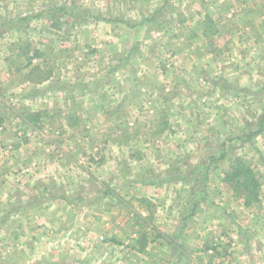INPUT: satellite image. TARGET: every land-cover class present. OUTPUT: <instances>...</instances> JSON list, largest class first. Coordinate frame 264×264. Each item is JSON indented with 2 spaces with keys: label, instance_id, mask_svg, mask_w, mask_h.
<instances>
[{
  "label": "crops",
  "instance_id": "obj_1",
  "mask_svg": "<svg viewBox=\"0 0 264 264\" xmlns=\"http://www.w3.org/2000/svg\"><path fill=\"white\" fill-rule=\"evenodd\" d=\"M61 1L0 0V264H226L229 258L233 264H264V199L259 194L248 205L245 200L220 197L218 192L199 200L191 195L190 184L167 185L170 181L165 182L162 170L156 178L147 179L151 173L147 164L136 167L134 178L125 176V168L118 170L124 146L117 141L124 140V134L117 129L127 119L122 110L130 104L147 107L139 98L144 96L143 86H137L134 104L128 86L101 88L88 82L85 96L103 95L105 111L99 114L103 108L97 101L93 106L107 124L104 135L85 134L89 140L85 144L95 143L91 148L80 144L74 132L60 140L57 132L49 136L41 131L50 124L54 105L63 109L69 102L67 93L82 95L79 84L59 80L60 70L49 68L48 45H67L66 51H76L95 43L98 30L107 26L105 16L112 6L109 0ZM251 1L213 6V14H203L204 24L200 21L206 25L200 34L203 40H221L217 49H208L204 56L239 63L236 70H226L232 76L229 80L249 74L254 64L264 65V0ZM218 7L224 14H219ZM62 17L64 22H59ZM67 23L77 29L69 33L71 37L63 31ZM107 34L103 43H121L115 33L107 30ZM188 43L192 49L194 45ZM98 55L95 51L93 57ZM110 57L115 60L113 54ZM119 72L128 78L129 72ZM252 87L249 91L254 93ZM111 90L118 96H109ZM180 103L186 109L193 102ZM116 109L121 110L120 116ZM88 119L89 125L93 120ZM181 121L167 125L192 124L188 118ZM180 136L181 143L188 141L185 132ZM145 141L149 139H143L142 148L149 146ZM100 148L104 164L95 169L88 159ZM79 150L82 153L77 156ZM216 154L209 156L216 158ZM220 182L217 187L223 186ZM256 204L262 208L256 210Z\"/></svg>",
  "mask_w": 264,
  "mask_h": 264
},
{
  "label": "rangeland",
  "instance_id": "obj_2",
  "mask_svg": "<svg viewBox=\"0 0 264 264\" xmlns=\"http://www.w3.org/2000/svg\"><path fill=\"white\" fill-rule=\"evenodd\" d=\"M49 1L51 4L62 3L61 0ZM109 1L112 3L111 11L105 16L108 23L98 30L95 43L91 42L88 47L79 46L76 51H66L67 45H48L47 50H51V53L46 58L48 62H52L49 68L60 70L59 80L79 84L82 95L70 97L67 93L69 102L63 104V109H57L58 106L54 105L48 118L50 124L42 126L41 131L50 134L49 136H52V132H57L60 140L74 132L81 138L78 141L80 144L91 148L95 143L85 144L89 141L84 139L85 134L91 132L94 137L104 135L107 124L98 116V110L93 106L95 101L100 107L104 105L103 95L85 96L88 82L98 84L101 88L111 86L118 89L120 85L128 86L129 97L134 104L137 103V86H143L144 96L139 95V98H142L147 107L135 108V105L130 104L128 109L122 110L127 119L124 117L125 126L117 129L121 130L120 134H124V140L117 141L124 146L118 170L122 168L124 171L125 168V176L134 178L136 167L147 164L151 169L147 179L156 178L159 175L157 172L162 170L165 182L170 181L167 185L174 184L173 182L185 183L186 186L190 184L191 195L199 200H206L214 192H218L220 197L245 200L248 194L246 189L242 185H235V180H226V174L230 171L228 167L240 160L253 167L254 177L260 185L257 192L264 199V189H261V185H264V65L254 64L249 69V74L229 80L232 76L226 70H236L239 63L220 62L219 59L212 60L203 54L208 49H217L221 41L201 38V30L206 26L202 25L203 14L210 17L213 6L231 4L232 0ZM218 9L219 14H224L223 8ZM84 13L87 14L86 11ZM64 19L62 17L59 22H64ZM63 27H66L63 31L68 32L65 37H71L69 33L77 31L75 27H69V24ZM107 30L121 38V43L116 46L103 43L102 41H107ZM188 36L192 39L189 40ZM113 39L112 37L110 40ZM188 42L194 45L192 49ZM67 47L68 50L70 46ZM95 51L99 55L93 57ZM59 53L60 56L57 55ZM72 53H76L73 59L70 58ZM111 54L115 57L114 61L111 60ZM120 57L122 59L118 61ZM119 69L129 72L128 78L123 77ZM248 84L255 85L254 93L249 91L253 88L251 85L247 89ZM109 92V96H114L113 93L118 96L113 90ZM182 100L193 102L192 108L185 109L179 104ZM104 111L103 108L99 114ZM116 112L120 116L121 110L116 109ZM170 113L177 115L174 117ZM59 115L63 118H59ZM65 116H71L68 122L64 119ZM87 117L93 120L89 125ZM184 118L192 123L189 127L178 123L176 126L167 125L175 124L176 120L183 121ZM179 125L181 126L178 127ZM184 132L188 141L183 144V137L180 135ZM157 136L161 138L156 139ZM131 137L134 138L130 139ZM144 138L149 139V142L145 141L149 144L146 148L141 147ZM61 143L68 145L64 141ZM103 145L109 151V146L105 143ZM103 145L97 146L99 148ZM100 152L101 148L88 159L95 169L104 164L103 154ZM81 153V150L77 151V156ZM213 153L221 155L210 157L209 154ZM80 159L85 163L88 161L84 157ZM220 180L225 184L217 187L216 183ZM255 207L259 210L262 205L256 204ZM231 261L229 258L226 264H233Z\"/></svg>",
  "mask_w": 264,
  "mask_h": 264
},
{
  "label": "trees",
  "instance_id": "obj_3",
  "mask_svg": "<svg viewBox=\"0 0 264 264\" xmlns=\"http://www.w3.org/2000/svg\"><path fill=\"white\" fill-rule=\"evenodd\" d=\"M64 12V9L61 10ZM53 19H56V15L52 16ZM56 25V22H55ZM58 26V25H57ZM232 181L235 180V185H242L248 192L245 199V204L255 203L258 200L257 187L258 182L254 177L253 172L250 170L249 166L244 164L242 161L237 160L231 166V169L226 174V180Z\"/></svg>",
  "mask_w": 264,
  "mask_h": 264
}]
</instances>
